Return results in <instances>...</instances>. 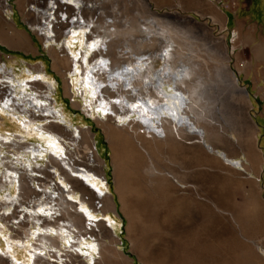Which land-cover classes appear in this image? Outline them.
<instances>
[{"label":"rangeland","instance_id":"rangeland-1","mask_svg":"<svg viewBox=\"0 0 264 264\" xmlns=\"http://www.w3.org/2000/svg\"><path fill=\"white\" fill-rule=\"evenodd\" d=\"M70 1L82 2L80 6L81 9H84L83 12L67 7L66 9L65 7L60 8V6L52 8L50 12L53 14L54 10L55 14L59 16L78 15L81 17L83 15L84 20L80 19L77 29L81 32L86 31L90 39L86 41L87 36L82 34L81 43L72 41L75 46L71 48L75 52L82 49L81 46L84 48L86 42L90 44L100 39L99 36L103 35L102 31L105 30L99 28V25L92 20L98 18V21L105 19L108 23H113L111 12L112 7L116 8V6V9L120 11H118L120 19L122 17L129 20L136 18L141 27L144 25L143 20H149L147 17L150 13L157 14L158 21H153L155 30L160 32L161 28L166 27L178 31L180 35H182L181 31L185 30V44L189 46L195 44L199 49L202 43L208 42L210 35L217 40L222 37L223 42L214 43L215 45L211 44V51L203 49L202 52L206 60V56L211 52L217 56L223 65L233 70L238 78V84L247 89L248 96L246 98L250 104L246 108L247 110L241 105L228 107L224 102V106L221 107L222 109L219 112L223 113L226 118L217 119V122L223 126L224 131H231L233 137L237 133L238 138H242V140L240 139L242 150L239 149V152L229 144L218 142L211 137L206 139L204 138L206 137L205 133L203 134V140L208 146L212 144L219 146L220 150L213 147L217 153L220 152L218 156H221L222 152L224 154H230L231 152V155H234L232 157L241 160L249 170L253 169L251 166L258 160L253 148L264 145V0H210L211 4L207 0ZM145 1L150 4L147 5L150 11L143 3ZM2 2L3 0H0V6ZM8 2L13 5V14H16V17L23 20L31 29L37 40V48L34 47L35 56L32 59L21 58L19 55H14L8 51H5L8 54L0 52V65L2 66L5 63L11 66L7 67L8 73L12 75L11 78L20 80V84L26 80L24 83L31 84L26 88L27 91L37 89L38 93L42 95V101L50 100L46 102L47 105L53 106L59 112L58 115L56 114L55 120L51 116L49 119L36 121L37 123L53 120L56 124L71 131L75 138L78 136L77 127L90 129L92 149L103 160L101 174L96 181L98 184L101 182L100 186L110 193L112 200L114 199V206L113 209L101 206L100 197H93L90 205L98 210L101 209L106 214L104 216L106 222H108V216L117 221L118 226L114 231L117 237L116 245L122 247L123 253L133 255L139 264H264V260L257 258L256 248L251 244V239L253 240L261 230L258 228V223L263 219V210L260 207L261 195L256 191L255 181L241 177V179L238 178V180L232 181L222 178L218 174V168L214 167L216 160L208 153L207 156L201 148L202 146L194 149L191 148L192 145L187 144L185 141L175 142V144L161 137V139L148 138L142 149L130 140L121 139L123 137L120 134L113 132L114 134H110L111 138H109L95 122L97 118H106L103 111L97 108L99 103L93 104L90 111L87 112L88 108L82 98L83 96L81 97L79 93L74 92H72L73 96L65 94L66 76L69 77V82L73 83L74 90L76 86L74 77L78 73H75L72 77L69 73L65 75L64 68L61 67L62 65L54 54L55 50L51 49L47 45V41L33 29V25L40 24L39 16L32 15L28 5L31 4L38 9H44L51 2L47 0H8ZM92 4H95L96 8L93 9ZM87 6L90 7L86 10ZM101 13L102 16H100ZM48 17L49 11L48 15L44 13L43 16V26L45 27L49 26V23L45 21V19L48 20ZM108 27L110 31H115L114 26L109 25ZM190 27L192 30H190ZM54 28L55 25L51 28L54 36L51 43L54 44L53 47H58L65 40L66 32L72 27L64 29L62 25ZM61 31H64V34H61ZM117 36L120 37L118 40L127 41L121 33H118ZM116 50L119 51L120 47L117 46ZM58 53L61 52L58 51ZM68 53L70 54L69 49ZM163 53L164 51L157 52V50L152 52L155 69L157 70L163 66V61L160 59V55ZM149 54L151 53L137 54L134 51L132 52V58L147 57ZM93 55L92 51L88 58L92 59ZM19 61L24 62L32 70L42 68L45 71L43 72L44 79L47 80L49 85L44 88H38L36 84L32 85L36 82V79L33 78L32 73H26L22 70V67L16 68L19 66L16 65ZM118 64L115 67L120 66L121 68L123 65H127L125 62ZM1 76L0 79H3L4 74L2 73ZM106 94V100L109 99L111 102L115 100L109 92H106ZM132 99L134 100V98ZM74 101L79 102L80 107L73 106ZM238 103L240 104L239 100ZM213 113L217 118L218 113ZM111 114V122L119 127L126 121L127 116H130V118L137 116L135 113H130L122 118L117 113ZM190 116L194 117L192 114ZM247 116L250 117L255 126L256 144H251L252 132L246 121ZM3 120L0 119V122ZM256 126H259V128H256ZM0 132L20 134L21 130H18L16 125L7 121L0 127ZM51 133L69 147V141L65 140L57 131ZM51 137L53 138V136ZM28 141L33 142L36 146L46 144L36 138L34 134L28 136ZM111 142L112 144H110ZM146 146L147 148L151 146L153 151H147ZM47 148L51 152L47 151V154L45 152L46 155L43 159L38 160L39 164L45 165L50 153H53L49 146ZM205 149L208 150L209 148L205 147ZM144 150L148 152L147 156H151L153 166L155 165L152 170L149 169L150 171L148 170L149 160ZM208 151L211 152V149ZM53 154L51 156H55L56 153ZM48 169L53 172L52 178L49 179L51 185H60L62 188L65 183L67 187L70 185L58 174L59 170L57 168L48 167ZM76 169L83 171L86 175L93 173V171L80 166H77ZM69 173L72 174L71 171ZM249 174L252 176V173ZM79 178L83 180V186L88 194H84L79 186H75L76 198L73 201L78 205L79 199L90 202L89 195L94 196L92 191L97 192L92 183L84 181L82 177ZM183 184L186 186H183ZM189 184L195 186L196 193H192L190 186H187ZM2 190L0 189V192ZM64 194L66 195V193ZM8 207L10 208V205ZM4 215L6 221L11 218L9 216L11 214ZM16 224L13 223V227H7L15 230V233L18 232V236H23L25 227L16 228ZM92 235L98 238L97 235ZM104 239L110 240L107 237H104ZM18 251L16 252L17 256H21L20 251ZM68 254L70 257L72 256V253L68 252ZM105 259L107 260V258H99L97 261L101 263L96 261L95 264H109L107 261L110 260L104 261ZM0 264L5 263L0 262Z\"/></svg>","mask_w":264,"mask_h":264},{"label":"bare ground","instance_id":"bare-ground-1","mask_svg":"<svg viewBox=\"0 0 264 264\" xmlns=\"http://www.w3.org/2000/svg\"><path fill=\"white\" fill-rule=\"evenodd\" d=\"M207 2L211 4L210 0ZM53 3L50 4L51 8L60 6V8L65 7V9L66 7L72 10L77 9L78 12L84 10L81 9L82 2L80 1L56 0ZM143 3L146 7L150 5L147 1ZM89 7L87 6L86 10ZM91 7L96 8L95 4H92ZM116 8L112 7L111 18L113 23H108L105 19L92 20L105 31H102L103 35L99 36L100 39L90 44L86 42L84 48L80 45L82 49L77 52L71 48L75 46L72 41L81 43L82 34L87 36L86 31L81 32L77 29L80 19L84 20L83 15L81 14V17L78 15L59 16L55 14L54 10L52 14L47 9L49 17L45 21L49 23V26L42 25L37 32L47 41V45L55 50L54 54L62 65L61 67L64 68V74L69 73L72 77L78 73L74 77L76 79L74 81L76 92L73 90V83L71 84L69 77L66 76L65 94L73 96L72 92H74L79 93L81 97L83 96L82 98L88 108L87 112L90 111L93 104L98 102L97 108L103 111L106 118H97L95 122L109 138H111L110 134L114 132L120 134L123 137L121 139L130 140L134 145L141 148L143 145L145 146L148 138L161 139V137L173 143L185 141L194 149L202 146L201 148L206 152V155L208 153L216 160L214 167L218 168V174L222 178L231 181L238 180V178L254 181L249 174L252 173V169L249 170L245 167L241 160L235 159L231 152L228 154L224 149L222 150L226 154L222 152L221 156H218L220 152L217 153L214 148L220 150L219 146L212 144L213 146L210 145V147L203 140L205 133L206 137L204 138L206 139L211 137L218 142L229 144L239 152V149L242 150V143L240 142L242 138H238L237 133L235 134L236 131L234 132L235 137L231 131H224L217 119H224L225 117L223 113L219 112L223 108L224 102L228 107L241 105L246 109L250 105L249 101L242 88L235 84L228 66L223 65L212 52L206 56V60L202 52L203 49L211 51L210 45L223 42L222 37L217 40L210 35L207 44L202 43L199 49L195 44L190 46L185 44V30L181 31L182 35L178 31L166 27L161 28L160 32L155 30L153 21H158V15L155 13H150L147 17L149 20H143L144 25L141 27L136 18L129 20L122 17L120 19V11ZM48 11H45L46 15H48ZM72 17L74 18L69 20ZM53 25L55 28L63 25L64 29L72 27L66 32L65 40L58 47H53L54 44L51 43L54 39L53 29H51ZM109 25L114 26L115 31H110ZM44 27L45 29H43ZM190 30H192L191 27ZM63 32L61 31V34H64ZM118 33H121L127 41L118 40L121 37V35H119L120 37L117 36ZM89 39L87 36L86 41ZM121 44H126V46L123 47ZM117 46L120 47L119 51L116 50ZM68 49L71 55L68 53ZM155 50L157 52L164 51L160 55L163 66L158 70L155 69V61L152 56V52ZM92 51L94 55L92 59H89L88 55ZM134 51L137 54H151L147 57L132 58ZM92 61L94 62L92 63ZM121 62H125L127 65H123L121 68L120 66L115 67ZM22 70L26 73H32L33 78L36 79L32 85L36 84L38 88L49 85L44 79L43 72L45 71L42 68L35 71L23 66ZM2 73L4 78L0 79V119L6 120L0 122V127L8 121L16 125V128L21 132L20 134L0 132V189H3L0 192V214H2L0 217V260L3 262L6 258L7 260L11 259L14 264H30L31 255L32 258L35 256L40 258L41 255L49 253L43 251L42 247L31 245L30 239L32 238H43L50 247L55 248V250L53 249L55 252L58 248L57 244L60 242L65 250H63L65 254L63 256L70 258L68 250L70 253L73 250L72 253H75L76 257L92 264H95L99 258H107V260L110 258L111 260L113 257H122V252L116 245L117 237L114 233L118 226L117 221L108 216V222H106L104 218L106 214L101 209L98 210L90 205L93 197H100L101 206H107L109 209L114 206V199L112 200L110 193L100 186L101 182L98 184L96 181L100 177L103 160L92 149L90 129L77 127L78 136L75 138L71 131L53 121L59 112L53 106L47 105L46 102L50 100L46 99L43 102L42 95L38 93L37 89L27 91L26 88L31 84L24 83L26 82L25 79L20 84V80L11 78L12 75L8 73L6 66L0 67V78ZM106 92H109L115 100L112 102L109 99L106 100ZM132 92L133 94H131ZM78 103L74 101L73 106L80 107ZM213 112H219L217 118ZM111 113H117L122 118L130 113H135L137 116L135 118L127 116L126 121L119 127L111 122ZM191 114L194 116L193 118L190 116ZM51 116L54 117L53 120L45 123L36 122L49 119ZM246 121L252 132L251 144H254L256 142L255 126L250 117L247 116ZM54 131L69 141V147L59 141L57 137H51V132ZM229 132L231 134H228ZM32 134L44 141L53 150L52 152L56 153L55 156L50 155L48 157L45 165L39 164L38 160L43 159L48 148L45 149L40 144H38L40 146H36L33 142L28 141V136ZM205 147L211 149V152ZM2 148L4 149L2 150ZM91 149L92 151H90ZM146 150L150 152L151 146H148ZM144 153L146 156L148 155L145 150ZM256 154L258 164L255 170L259 172L262 159L259 151ZM147 157L149 160L148 170H152L155 165L153 166L151 156ZM77 166L91 170L93 173L86 175L83 171H78ZM48 167L57 168L58 174L70 185L67 187L65 183L63 188L60 185H51L49 179L52 178L53 173L49 171ZM70 171L72 174L69 173ZM79 177L92 183L97 192L92 191L94 196L89 195L90 202L79 199L78 205L73 201L76 198L75 186H79L84 194H88L83 186V180H80ZM255 183L258 188L257 180ZM183 186L186 185L183 184ZM187 186H190L192 193H196L195 186L191 184ZM6 190L10 191L9 195L6 193L4 195ZM7 203H11L13 207L11 211ZM108 208L107 210H109ZM5 209H7V213H11L9 216L13 219L12 222L17 223L16 228L25 227L27 222L32 220L33 229L28 230L26 228L23 236H18V232L15 233L16 236L10 234L5 230L9 229L6 226ZM51 220H62L66 225L55 228L49 222ZM41 221L46 224V227L42 226L43 229L41 226L35 225ZM41 233L43 234L42 237L40 236ZM92 234L97 235L98 238ZM104 237L110 240H106ZM31 248L33 252L30 251ZM17 250L20 251L18 252L21 256H17ZM47 250L51 251L49 248ZM57 255L60 256L59 251ZM104 261L103 263H105ZM97 263L101 262L97 261Z\"/></svg>","mask_w":264,"mask_h":264},{"label":"crops","instance_id":"crops-1","mask_svg":"<svg viewBox=\"0 0 264 264\" xmlns=\"http://www.w3.org/2000/svg\"><path fill=\"white\" fill-rule=\"evenodd\" d=\"M56 0H52L51 3L55 2ZM3 5V3H2ZM50 6V5H49ZM30 12L32 13V15L34 16H39V21L41 20L42 23H44L43 21V16L45 11H47L48 6H45L44 9H38L35 5H31V7L29 8ZM41 22L38 25H33V29H35V31H39V28H41ZM37 40L35 38V36L33 35V33L31 32V29L29 28V26L21 19L16 17V14L10 13V14H3L2 12H0V52L1 53H5V51H8L14 55H19L21 58H29L32 59L35 56V51H34V47L37 48ZM1 64V63H0ZM16 64V62H15ZM14 64V65H15ZM12 65V64H10ZM16 65H19V67H28L24 62H20ZM2 66H6L7 67H11L8 66L7 64H3ZM1 67V65H0ZM35 71H38V69H34ZM256 128H259V126H256ZM256 144V142H255ZM257 146V145H256ZM264 145H259L258 147L253 148L255 154L257 153L256 151H259V153L261 154V168L259 170V172H256L255 167L257 164V161L255 162V164L251 167H253L252 169V178L255 180H257L258 182V188L256 187V191H258L259 195H261V199H260V207L262 208V221H259L258 223V228L261 229L259 234H257L253 240L251 239V244H253V246H255L256 248V256L258 259H262L264 260ZM257 157V154H256ZM257 160V158H256ZM257 169V168H256ZM6 194H10V191L6 190L5 192ZM5 214H6V209H5ZM32 220H30L29 222H27L25 229L27 228L28 230H32L33 229V222H31ZM50 223H52L55 228H60L61 226H65L66 223H60V221H49ZM57 223V224H56ZM35 225L37 226H45L46 224L41 221L39 224L35 223ZM26 229V230H27ZM43 229V227H42ZM14 235V234H13ZM42 233H41V237H42ZM16 236V234H15ZM55 237V236H54ZM53 238V237H51ZM31 241V245L37 246V247H42L43 251L45 252H49L46 255H41V259L40 258H32V255L30 256V264H59L55 261V259H57V253L58 251H60L59 249L63 250V247H61V243L58 242L57 247L56 248V252L53 251V249L55 250L54 247H50L49 244L44 241L43 238L38 239V238H32L30 239ZM40 244H42V246H40ZM39 245V246H38ZM60 245V246H59ZM118 246V245H117ZM50 249L51 251H48L47 249ZM121 252H122V257H111L112 259L110 260L109 258V263L110 264H139L138 261L134 258L133 255L126 253H123L122 247H119ZM46 249V250H45ZM31 252L32 248L30 249ZM125 251V250H124ZM70 252V251H68ZM73 252V250H72ZM71 252V253H72ZM43 256V257H42ZM72 256H77L75 253H72ZM45 257V258H44ZM61 257V256H60ZM42 258H44V260H42ZM78 258V257H77ZM130 258V259H129ZM80 259V258H78ZM81 260V259H80ZM11 261L7 260L6 258H4V261L2 262L0 260V262L5 263V264H9L8 262ZM35 261V263H33ZM40 261V262H39ZM90 261V260H89ZM44 262V263H43ZM86 262V261H85ZM87 263V262H86ZM89 264H92L91 262H88Z\"/></svg>","mask_w":264,"mask_h":264},{"label":"built area","instance_id":"built-area-1","mask_svg":"<svg viewBox=\"0 0 264 264\" xmlns=\"http://www.w3.org/2000/svg\"><path fill=\"white\" fill-rule=\"evenodd\" d=\"M47 1L48 2H52V0H47ZM2 3H3V5L1 4V6H0V12H2L3 14H10V13L14 12L13 5H12L11 2H8V0H3ZM47 6H48L49 10H51L52 8H55V6L52 7V8L49 7L48 4H47ZM28 7L30 8L31 4L28 5ZM40 22H41V26H42L43 23H42L41 20H40ZM5 54H8V53H5ZM9 205H10V208H11V204H9ZM98 206H99V204L97 205V207ZM12 221H13V219L11 220V218L8 221H6V226H8V227L12 226L13 227V223L14 222H12ZM8 231L10 232V234H15V230H13V229H8ZM59 250H60L59 252H60L61 257L57 256V259H55V261L57 263H59V264H89L88 262L86 263L85 260H80V259H78L75 256H71L70 258L64 257V256H62L64 254L63 250L62 249H59ZM8 263L9 264H14L12 261H9Z\"/></svg>","mask_w":264,"mask_h":264},{"label":"water","instance_id":"water-1","mask_svg":"<svg viewBox=\"0 0 264 264\" xmlns=\"http://www.w3.org/2000/svg\"><path fill=\"white\" fill-rule=\"evenodd\" d=\"M228 69H229L230 73L232 74V76H233V78H234L235 84H236L238 87H241L242 90H243V92L245 93V95L248 96L247 89H246L245 87L241 86L240 84H238V78H237V76L235 75V73L233 72V70H232L231 68H229V67H228Z\"/></svg>","mask_w":264,"mask_h":264},{"label":"flooded vegetation","instance_id":"flooded-vegetation-1","mask_svg":"<svg viewBox=\"0 0 264 264\" xmlns=\"http://www.w3.org/2000/svg\"><path fill=\"white\" fill-rule=\"evenodd\" d=\"M50 136H51V135H50ZM52 136L55 137V135H53V134H52ZM59 139H60V138H58V140H59ZM59 141H60V140H59ZM43 147H44L45 149H47L48 146H47V144H45V145H43ZM48 152H51V151L49 150ZM46 154H47V151H46ZM46 154H45V155H46ZM51 154L54 155L53 153H50V155H51ZM52 173H53V172H52ZM86 184L89 185L88 183H86ZM11 207H12V205H11ZM12 209H13V207L10 208V211H11ZM7 214H11V213H7V212H6V215H7ZM60 223L62 224L63 222L61 221Z\"/></svg>","mask_w":264,"mask_h":264}]
</instances>
